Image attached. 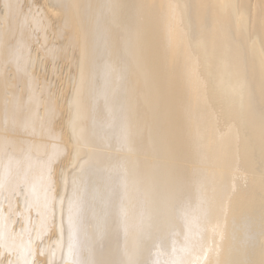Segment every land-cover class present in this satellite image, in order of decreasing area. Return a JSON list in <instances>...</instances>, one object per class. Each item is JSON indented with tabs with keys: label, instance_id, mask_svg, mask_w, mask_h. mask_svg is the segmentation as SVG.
Segmentation results:
<instances>
[{
	"label": "bare ground",
	"instance_id": "obj_1",
	"mask_svg": "<svg viewBox=\"0 0 264 264\" xmlns=\"http://www.w3.org/2000/svg\"><path fill=\"white\" fill-rule=\"evenodd\" d=\"M0 264H264V0H0Z\"/></svg>",
	"mask_w": 264,
	"mask_h": 264
}]
</instances>
